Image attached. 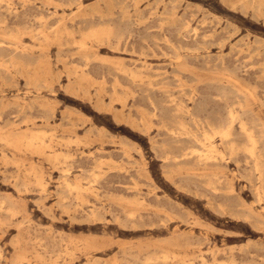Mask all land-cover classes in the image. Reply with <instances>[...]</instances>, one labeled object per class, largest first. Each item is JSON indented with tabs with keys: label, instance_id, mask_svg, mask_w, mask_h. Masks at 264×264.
Wrapping results in <instances>:
<instances>
[{
	"label": "rangeland",
	"instance_id": "obj_1",
	"mask_svg": "<svg viewBox=\"0 0 264 264\" xmlns=\"http://www.w3.org/2000/svg\"><path fill=\"white\" fill-rule=\"evenodd\" d=\"M0 2V264H264L239 121L201 158L175 109L194 95L221 125L256 99L261 132L264 0Z\"/></svg>",
	"mask_w": 264,
	"mask_h": 264
},
{
	"label": "bare ground",
	"instance_id": "obj_2",
	"mask_svg": "<svg viewBox=\"0 0 264 264\" xmlns=\"http://www.w3.org/2000/svg\"><path fill=\"white\" fill-rule=\"evenodd\" d=\"M10 1V0H9ZM2 2V1H1ZM0 2V4H2ZM4 2V1H3ZM7 2V1H6ZM13 2V1H12ZM62 2H63V0H62ZM116 2V1H115ZM59 3V2H58ZM123 3V2H122ZM114 4V3H113ZM117 4H120V3H117ZM65 5V4H64ZM68 5V4H67ZM7 6V5H6ZM49 6V5H48ZM174 6V5H173ZM120 7H121V5H120ZM258 7V6H257ZM5 9V8H4ZM9 9H10V7H9ZM12 9V8H11ZM57 9V8H56ZM18 10V9H17ZM256 10V9H255ZM9 11H11V10H9ZM242 11V10H241ZM74 13V12H73ZM174 13H176V12H174ZM139 14V13H138ZM150 15V14H149ZM181 16V15H180ZM40 17V16H39ZM161 17V16H160ZM45 18V17H44ZM168 18V17H167ZM185 18V17H184ZM166 20V19H165ZM177 20H178V18H177ZM179 21V20H178ZM182 22H183V20H182ZM188 23V22H187ZM92 24V23H91ZM184 24V23H183ZM17 26V25H16ZM57 26V25H56ZM184 26H187V25H184ZM33 27V26H32ZM80 27V26H79ZM40 28V27H39ZM29 29H31V28H29ZM80 29V28H79ZM91 29V28H90ZM105 29V28H104ZM110 29H112V28H110ZM82 30V29H81ZM188 30V29H187ZM68 31V30H67ZM93 30H91L90 32H92ZM103 32H106V31H104V30H102ZM108 32H110V31H108ZM80 33V32H79ZM94 33V32H93ZM92 33V34H93ZM86 34V33H85ZM3 35V34H2ZM10 35V34H9ZM96 35H97V31H96ZM12 36V35H11ZM85 36V35H84ZM108 36H109V34H108ZM207 36V35H206ZM229 36V35H228ZM89 37V36H88ZM94 37V36H93ZM196 37V36H195ZM84 38H87V37H83V39L80 41V43H81V45L82 46H85L86 45V41H85V39ZM76 39V38H75ZM158 39V38H157ZM168 39V38H167ZM204 39V38H203ZM99 40V39H98ZM164 40V39H163ZM100 41V40H99ZM169 41V40H168ZM102 42V41H101ZM147 42V41H146ZM166 42V41H165ZM170 43V42H169ZM204 43V42H203ZM222 43V42H221ZM224 43V42H223ZM261 43V42H260ZM6 44V43H5ZM80 45V46H81ZM202 46V45H201ZM71 47H72V45H71ZM20 48V47H19ZM45 48V47H44ZM18 49V48H17ZM189 49H191V48H189ZM194 51V50H193ZM166 52V51H165ZM240 52V51H239ZM156 54V53H155ZM87 55V54H86ZM179 57V56H178ZM38 59V58H37ZM208 63H210V62H208ZM11 64V63H10ZM170 64V63H169ZM173 65V64H172ZM225 65V64H224ZM78 66V65H77ZM123 66H124V64H123ZM246 69V68H245ZM131 74H134V73H131ZM85 75V74H84ZM88 77V76H87ZM134 77V76H133ZM135 77H137L136 75H135ZM134 77V78H135ZM151 77V76H150ZM2 78V77H1ZM228 78V77H227ZM119 79L117 78V81H118ZM159 80V79H158ZM158 80H156V81H158ZM234 80V79H233ZM151 82V81H150ZM228 82L229 83H232V81L231 80H228ZM235 82H236V79H235ZM239 82V81H238ZM237 82V83H238ZM134 83V82H133ZM211 84H213V83H211ZM211 84H210V86H211ZM239 85L241 84L240 82L238 83ZM152 85V84H151ZM181 85V84H180ZM222 85V84H221ZM191 86V85H190ZM209 86V84H208V87H210ZM175 87H177V86H175ZM218 87V86H217ZM219 87H220V85H219ZM227 87V86H226ZM228 87H230V86H228ZM221 88H223L224 89V87H222L221 86ZM130 89V88H129ZM210 89V88H209ZM216 89V88H215ZM231 89H233V88H231ZM235 90V89H234ZM196 91V90H195ZM218 91V90H217ZM225 91V90H224ZM191 92V91H190ZM219 92H220V95L222 94L221 93V91L219 90ZM228 92V91H227ZM233 91H231V93H232ZM236 92V94L235 95H238L237 94V91H235ZM194 93V92H193ZM197 93H198V91H197ZM229 93H230V89H229ZM185 94V93H184ZM211 94V93H210ZM209 94V95H210ZM225 94V93H224ZM228 94V93H227ZM251 94H253L252 92H251ZM129 95V94H128ZM208 95V94H207ZM223 95V94H222ZM221 95V96H222ZM231 95V94H230ZM234 95V96H235ZM182 96V95H181ZM189 96V95H188ZM217 96V95H216ZM226 96V95H225ZM228 96V95H227ZM226 96V97H227ZM168 97V96H167ZM203 97V96H202ZM223 97V96H222ZM165 98V99H164ZM178 98V97H177ZM190 99H191V101H192V105H190V103H188V101H185V98H182V99H184V100H181L180 99V101L178 100V101H176V103H175V109L177 110V111H179V112H182L183 114H185L186 116H188V117H190V119H192V120H194V121H196V122H200L202 125H203V130H204V133H203V137H204V144L202 143V145H205L203 148L204 149H202V150H204V151H201V150H199V151H201L200 152V156L199 157H201V158H208V159H210V158H213V159H216V158H219V157H221L222 159L223 158H226L227 156H225V157H223L224 155H225V153H223L222 152V150H221V147L218 145V143H217V141H215L214 140V138L216 137V136H220V138H221V141L224 143V144H226V146H228L231 150H233L234 149V147H236V145H235V134H233V122L235 121V120H238L239 121V127H240V132L243 134V135H245V137L247 138V140L249 141V145H248V147L246 148L247 149V152L249 153V156L251 157V159H252V161H253V165H251L252 167H253V169H252V167H251V169H252V171L254 170V172H256V178L255 179H257V181L259 182V185H257L256 183V185H257V187H256V192H257V195H259V196H262L263 195V193H264V146H261V142H264V124H261V126H262V128H261V132H256V130L254 129V126L252 125V124H250L251 122H249L248 120H252V121H255V119H258V118H260V115H261V113H260V111H261V107H262V105H263V103L261 104V103H259L258 101H256V99H253V100H251V101H248V102H240L239 104H240V106H241V109H240V111L238 110V112L237 111H234V110H230L229 111V121L228 122H226L225 124H221V125H219V124H217V122L218 121H221V120H219V119H221L224 115H227V114H225L224 113V115L223 116H221V115H216V118L218 119V121L216 122V124H214V123H212V119L213 118H215V117H213V113H212V117L213 118H211V111H212V109L211 110H209V108H208V103H205L206 101H197V99L195 98V96L194 95H191L190 97H189ZM204 99H205V97H203ZM217 98V97H216ZM215 98V99H216ZM225 98V97H224ZM163 99H164V101L166 102V97H163ZM214 99V98H213ZM220 99H221V97H220ZM219 99V100H220ZM227 99H231V98H227ZM227 99H224V101L226 100L227 101ZM232 99H234V98H232ZM231 99V100H232ZM240 99V98H239ZM242 99V98H241ZM200 100V99H199ZM230 100V101H231ZM235 100V99H234ZM233 100V101H234ZM174 102H175V100H173ZM241 101V100H240ZM243 101V100H242ZM153 102V101H152ZM172 102V101H171ZM215 102V101H214ZM213 102V103H214ZM232 102V101H231ZM164 103V102H163ZM233 103V102H232ZM210 104V103H209ZM234 104V103H233ZM155 105V104H154ZM157 105V104H156ZM217 105V104H216ZM226 105H228V104H226ZM140 106V105H139ZM160 106V105H159ZM224 106V105H223ZM230 106V105H229ZM163 107V106H162ZM213 107H215V106H213ZM233 107V106H232ZM162 109V108H161ZM172 109V108H171ZM174 109V108H173ZM220 109H221V107H220ZM222 109H224V107L222 108ZM21 110V109H20ZM167 110V109H166ZM213 110H215V109H213ZM224 111V110H223ZM20 112V111H19ZM216 112V111H215ZM160 113H162V112H160ZM208 113V114H207ZM218 113H219V110H218ZM221 113V112H220ZM222 114V113H221ZM55 115V114H54ZM53 115V116H54ZM163 116H165V113H164V115ZM228 116V115H227ZM167 117V116H166ZM225 117V116H224ZM43 118V117H42ZM50 118V117H49ZM227 118L228 117H226V119L224 120V121H226L227 120ZM136 119V118H135ZM215 120V119H214ZM214 120H213V122H214ZM258 122V121H257ZM28 123V122H27ZM221 123H223V122H221ZM256 124V123H255ZM75 125V124H74ZM200 126V124L198 125V127ZM166 127V126H165ZM172 127V126H171ZM256 127V126H255ZM5 128V127H4ZM167 128V127H166ZM195 128V127H194ZM201 129V128H200ZM29 130H31V129H29ZM28 129L26 130V132L27 131H29ZM169 130L170 131H172V132H174V133H178V134H192L190 131H189V129L187 128V126H186V124H185V122H182V120H179V128H171L170 129V127H169ZM195 130V129H194ZM197 130V129H196ZM199 130V129H198ZM197 130V131H198ZM47 131V130H46ZM45 132V131H44ZM1 133V132H0ZM37 133H38V131H37ZM40 133V132H39ZM51 133V132H50ZM49 133V134H50ZM6 134V133H5ZM21 134H23V133H21ZM20 134V135H21ZM197 134H199L198 132H197ZM242 134L240 135V136H242ZM9 135V134H8ZM17 135V134H16ZM29 135V134H28ZM171 135V134H170ZM169 135V136H170ZM192 135H194V134H192ZM10 136H12V135H10ZM23 136V135H22ZM21 136V137H22ZM26 136V135H25ZM182 136H184V135H181V137ZM189 136V135H188ZM163 137V136H162ZM174 137V136H173ZM244 137V136H243ZM1 138H2V136H1ZM9 138V137H8ZM40 138V137H39ZM57 138V137H56ZM171 138V137H170ZM170 138H168V139H170ZM184 138H186V137H184ZM189 138V137H188ZM195 138H196V134H195ZM2 139H5V138H2ZM15 139V138H14ZM13 139V140H14ZM19 140H20V137L18 138ZM165 138H163V140H164ZM167 139V140H168ZM173 139V138H172ZM175 139L176 140H178L179 139V137H178V139L175 137ZM183 139V138H182ZM197 140H198V138H196ZM6 140V139H5ZM11 140V139H10ZM31 140V139H30ZM41 140V139H40ZM191 140V139H190ZM12 141V140H11ZM10 141V142H11ZM16 141H18V140H16ZM64 141V140H63ZM173 141V140H172ZM9 142V143H10ZM14 142V141H13ZM32 142V141H31ZM45 142V141H44ZM183 142V141H182ZM192 142V141H191ZM20 143V142H19ZM23 143V142H22ZM33 143V142H32ZM163 143H165V142H163ZM184 143V142H183ZM182 143V144H183ZM189 143V142H188ZM193 143H195V142H193ZM260 143V144H259ZM10 144H14V143H10ZM49 144V143H48ZM197 144V143H196ZM34 145V144H33ZM194 145V144H193ZM201 145V146H202ZM181 146H184V145H181ZM199 146V145H198ZM50 147V146H49ZM193 147V146H192ZM196 147H197V145H196ZM18 148V147H17ZM39 148V147H38ZM188 148H189V145H188ZM193 148H191V150H192ZM197 149V148H196ZM189 150V149H188ZM198 150V149H197ZM197 150H195V151H197ZM193 151V150H192ZM2 152V151H1ZM4 152V151H3ZM187 152V151H186ZM198 152V151H197ZM167 153H169V152H167ZM189 153H193V152H189ZM178 154V153H177ZM224 154V155H223ZM3 155V154H2ZM173 155H175L174 153H173ZM172 154H171V156H173ZM180 155V154H179ZM192 155V154H191ZM6 156V154H4V157ZM170 156V155H169ZM169 156H168V158H169ZM60 157V156H59ZM68 157V156H67ZM75 157V156H74ZM183 157V156H182ZM182 157H180V158H182ZM192 158V157H191ZM13 159V158H12ZM107 159V158H106ZM195 159V158H194ZM174 160H176V159H174ZM234 160V159H233ZM236 160H237V158H236ZM247 160V159H246ZM9 161V160H8ZM107 161V160H106ZM186 161H188V160H186ZM185 161V162H186ZM239 161V160H238ZM248 161H250V160H248ZM113 162H114V160H113ZM179 162V161H178ZM19 163H20V161H19ZM250 163V162H249ZM24 164V163H23ZM106 164V163H105ZM225 166V165H224ZM20 167V166H19ZM26 168V167H25ZM33 168V167H32ZM247 168V167H246ZM245 168V169H246ZM110 169V168H109ZM238 169V168H237ZM86 170V169H85ZM26 171H27V169H26ZM31 171V170H30ZM68 171V170H67ZM84 171V170H83ZM29 172V171H28ZM248 174H249V172H247ZM250 173H252V172H250ZM36 174V173H35ZM241 175V174H240ZM255 174H253V176H254ZM245 176H247V175H245ZM11 177V176H10ZM61 177V176H60ZM6 178V177H5ZM40 178H41V176H40ZM39 178V179H40ZM239 178V177H238ZM248 178V177H247ZM249 180V179H248ZM41 181V180H40ZM39 181V182H40ZM221 181V180H220ZM250 181H251V179H250ZM68 181L66 180V183H67ZM15 183V182H14ZM71 183V182H70ZM254 183V182H253ZM46 184V183H45ZM250 184H252V183H250ZM28 185V184H27ZM72 185V184H71ZM67 186V185H66ZM75 186V184L73 185V187ZM78 186V185H77ZM254 185H252V187H253ZM20 187V186H19ZM69 187H71V186H69ZM219 187V186H218ZM80 187H78V189H79ZM132 188V187H131ZM190 189V188H189ZM216 189H218V188H216ZM233 189V188H232ZM253 189H255V188H253ZM57 190V189H56ZM68 190V189H67ZM234 190V189H233ZM251 190V189H250ZM64 191H65V189H64ZM218 191V190H217ZM254 191V190H253ZM58 193V192H57ZM197 193V192H196ZM201 193V192H200ZM80 194V193H79ZM83 194V193H82ZM255 194V193H254ZM71 195V194H70ZM69 195V196H70ZM229 196V195H228ZM232 196H233V194H232ZM257 197V196H256ZM67 198V197H66ZM107 198V197H106ZM258 198V197H257ZM256 198V199H257ZM42 200V199H41ZM69 200V199H68ZM258 200V199H257ZM259 200H261L260 198H259ZM86 201V200H85ZM144 201V200H143ZM260 202H262V200L260 201ZM94 203V202H93ZM254 203V202H253ZM65 205V204H64ZM211 205V204H210ZM213 208V207H212ZM229 208H231V207H229ZM263 208H264V206H263ZM215 210V209H214ZM16 211V210H15ZM218 211V210H217ZM131 214V213H130ZM250 214V213H249ZM235 215V214H234ZM102 216V215H101ZM118 216V215H117ZM244 216V215H243ZM88 217V216H87ZM90 218V217H89ZM101 218V217H100ZM106 218V217H105ZM166 218V217H165ZM163 219V218H162ZM165 221V220H164ZM144 222V221H143ZM167 223V222H166ZM158 224V223H157ZM256 227V226H255ZM175 228V227H174ZM38 241V240H37ZM40 244V243H39ZM249 249V248H248ZM69 250V249H68ZM71 253V252H70ZM73 255V254H72ZM97 255V254H96ZM2 256V255H1ZM56 259V258H55ZM185 262V261H184ZM230 262V261H229ZM232 262V261H231ZM37 263V262H36ZM118 264V263H117Z\"/></svg>",
	"mask_w": 264,
	"mask_h": 264
}]
</instances>
